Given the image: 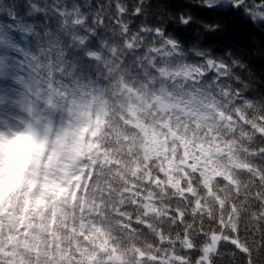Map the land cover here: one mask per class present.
Here are the masks:
<instances>
[{"label": "trees", "instance_id": "obj_1", "mask_svg": "<svg viewBox=\"0 0 264 264\" xmlns=\"http://www.w3.org/2000/svg\"><path fill=\"white\" fill-rule=\"evenodd\" d=\"M202 4L0 0V56L18 52L33 90L83 96L91 121L50 264H264V23ZM25 219L0 216V247L31 243Z\"/></svg>", "mask_w": 264, "mask_h": 264}, {"label": "clouds", "instance_id": "obj_2", "mask_svg": "<svg viewBox=\"0 0 264 264\" xmlns=\"http://www.w3.org/2000/svg\"><path fill=\"white\" fill-rule=\"evenodd\" d=\"M252 18L264 20V14ZM6 69L7 58L2 57L0 75H6ZM161 74L171 73L161 69ZM15 82L23 91L15 98L5 94L0 99V105L12 109L5 110L7 118H0V216L23 217L26 227L31 223L36 227L29 229L31 243L8 240L0 252L6 257L5 264H16L20 258L29 264L31 252L21 249L37 246L42 257L38 264H50L43 259L48 255L43 246L49 218L55 211L59 227L66 215L65 206L71 207L69 193L62 189L69 187L86 165L91 151L87 131L91 121L86 115L87 101L74 90H68V95L58 90L42 94L38 89L29 92L23 79ZM58 112L59 122L55 118ZM9 244L12 246L5 252Z\"/></svg>", "mask_w": 264, "mask_h": 264}, {"label": "rangeland", "instance_id": "obj_3", "mask_svg": "<svg viewBox=\"0 0 264 264\" xmlns=\"http://www.w3.org/2000/svg\"><path fill=\"white\" fill-rule=\"evenodd\" d=\"M216 2L218 4L217 8L226 9L232 7L229 4L230 0H216ZM245 14L249 16L257 26H260L261 23H264V20L253 19L249 12ZM16 52L17 51H15L14 54H12L11 60L7 61V65L9 63L11 65L9 74H7L6 72V75H0V99H2L5 96V94H7L9 98H15L17 93L22 90L20 84L15 82L16 79H23L22 72L18 64V58ZM6 109L8 112L12 111V109L7 108V105H0V118H7L5 114ZM60 119H61V115L60 118L57 119V122H59ZM65 119H67L66 116ZM152 152L160 157L167 152V147H165V145L157 146V147L154 146ZM15 217H16L15 215L9 216L11 220H14ZM214 240L216 241L217 238L215 237Z\"/></svg>", "mask_w": 264, "mask_h": 264}, {"label": "snow or ice", "instance_id": "obj_4", "mask_svg": "<svg viewBox=\"0 0 264 264\" xmlns=\"http://www.w3.org/2000/svg\"><path fill=\"white\" fill-rule=\"evenodd\" d=\"M232 7H234L237 12L243 9L246 12H249L252 17H259V15L264 14V0H261L259 4H253L252 6L246 3V0H230L229 3ZM216 0H206V5L203 7V10L200 12V16H207L208 13H214L217 7ZM180 22L184 25H191L192 16L191 14L180 17ZM229 46L225 45L227 49ZM210 62H212V58L210 57ZM221 64H224V61H220ZM230 67V65H227Z\"/></svg>", "mask_w": 264, "mask_h": 264}]
</instances>
